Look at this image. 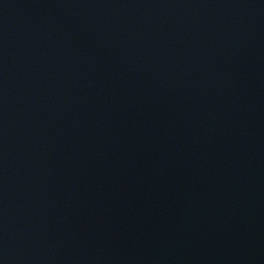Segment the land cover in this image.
<instances>
[{
  "label": "water",
  "instance_id": "obj_1",
  "mask_svg": "<svg viewBox=\"0 0 264 264\" xmlns=\"http://www.w3.org/2000/svg\"><path fill=\"white\" fill-rule=\"evenodd\" d=\"M0 264H264V0H0Z\"/></svg>",
  "mask_w": 264,
  "mask_h": 264
}]
</instances>
